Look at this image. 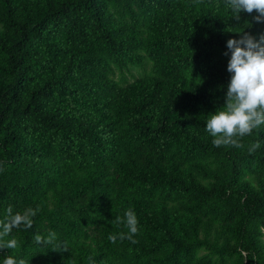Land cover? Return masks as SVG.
I'll list each match as a JSON object with an SVG mask.
<instances>
[{
	"label": "trees",
	"instance_id": "obj_1",
	"mask_svg": "<svg viewBox=\"0 0 264 264\" xmlns=\"http://www.w3.org/2000/svg\"><path fill=\"white\" fill-rule=\"evenodd\" d=\"M231 15L225 0H0V221L9 206L13 214L40 208L30 229L5 238L20 247L0 249V264L9 255L26 264H118L71 215L108 218L103 242L112 245L110 235L127 232L117 217L128 209L138 243L114 244L141 264H181L202 246L240 260L242 240L264 264V125L241 139L243 148L215 147L206 131L231 77L226 41L242 34L234 31L264 33L255 12ZM98 52L135 64L145 55L156 73L119 86ZM245 170L255 186L241 178ZM180 196L189 210L169 203ZM213 221L219 244L198 237ZM50 231L70 248L34 243Z\"/></svg>",
	"mask_w": 264,
	"mask_h": 264
},
{
	"label": "clouds",
	"instance_id": "obj_2",
	"mask_svg": "<svg viewBox=\"0 0 264 264\" xmlns=\"http://www.w3.org/2000/svg\"><path fill=\"white\" fill-rule=\"evenodd\" d=\"M227 9L232 13L231 17L239 21L240 13L246 12L256 15L253 20L264 23V0H225ZM242 33L238 39L229 38L226 41L230 57L227 63V71L231 73L227 85L225 102L222 110H216L210 114L206 122V131L213 137L215 147L243 148L241 139L251 135L254 130H259L264 125V33L254 37L249 32ZM228 55L227 52L224 53ZM260 148V143L251 144L247 151L251 154ZM40 211L29 207L23 212L13 214V208L9 206L6 217L0 221V249H18L17 239H5L13 229L23 228L28 230L33 226V217ZM117 223H123L127 232L110 235L108 239L114 244L117 239H127L132 244L138 243L135 236L139 233L138 217L132 209L124 213V217H117ZM34 243L52 249L53 251H66L70 247L67 242H59L57 234L50 231L46 236L34 235ZM90 264H94L89 257ZM3 264H26V261L17 259L11 255L6 256ZM28 264V262H27Z\"/></svg>",
	"mask_w": 264,
	"mask_h": 264
},
{
	"label": "rangeland",
	"instance_id": "obj_3",
	"mask_svg": "<svg viewBox=\"0 0 264 264\" xmlns=\"http://www.w3.org/2000/svg\"><path fill=\"white\" fill-rule=\"evenodd\" d=\"M109 9L113 14L123 19H128L127 15L117 5H109ZM143 54V50H139ZM95 60H100L106 66V75L114 80L119 86H124L134 80L153 76L156 73L153 62L143 55L142 61L139 63L117 62L109 58L106 52L92 53ZM96 69H90L87 74H96ZM190 70H187V75L191 78ZM194 159L188 160V165L192 168ZM195 171V170H194ZM241 178L246 179L255 186V177L253 173L245 170ZM169 203L183 210H189V203L184 197H169ZM74 224L80 227L83 231L89 234L88 240L92 245L97 243L104 244L107 254L112 263L123 264H141L140 261L132 255L131 248L123 244L117 243L107 245L103 242L102 226L108 225L110 220L106 217L98 218L94 214L87 216L71 215ZM204 219L206 217L204 216ZM203 219V220H204ZM218 221H213L210 229L205 230V227H199V239L207 240L210 243L219 244L222 240V235L219 233ZM259 243L264 253V228H260L258 236ZM246 242L242 240L239 245L241 250L240 260L236 259L234 255L217 256L210 252L205 246L195 248L189 255V258L181 262V264H257L253 253L246 246Z\"/></svg>",
	"mask_w": 264,
	"mask_h": 264
}]
</instances>
